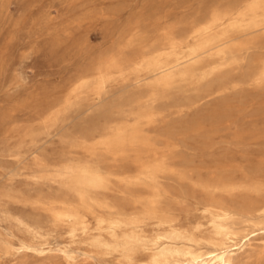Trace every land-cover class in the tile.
Returning <instances> with one entry per match:
<instances>
[{
  "label": "rangeland",
  "instance_id": "rangeland-1",
  "mask_svg": "<svg viewBox=\"0 0 264 264\" xmlns=\"http://www.w3.org/2000/svg\"><path fill=\"white\" fill-rule=\"evenodd\" d=\"M242 1L244 0H0V112L9 113L13 111L16 115L18 129L10 141L11 146L19 142L23 143L20 149L22 156L20 155L18 158L9 155L8 151L4 147L2 148L3 145L0 144V188L12 180L19 186L24 185L27 181L24 174L17 175L16 177L12 176L20 169L24 172L32 166L37 174L45 175L50 173L51 167L58 166L66 160H78L80 155V159L87 158L88 156L85 151L71 147L69 141L72 142L74 140L79 142V138L81 139L84 136L87 140L89 139L87 142L89 147L97 141L96 138L102 132L103 128L113 126L114 124L117 125L127 120L125 119L128 118L126 114L117 115V117H121L122 115L125 117L122 116L121 118L115 119L116 114H119L117 112L120 111V108L128 111L135 106L133 111L138 110L136 107L138 105L135 102L133 103L135 98L129 99L127 97L130 88L125 87L126 84L118 81H114L113 84L112 82L106 84V92L102 96V102L99 101L90 110L91 112L87 110L86 106L74 105L73 96L67 95V92L69 93L70 91L68 89L73 86L80 75L89 74L93 67L92 65L113 52L118 46L124 45L127 42V37L123 36L122 33L128 26L138 25L140 29L146 30L150 34H153L156 29L162 26L176 22L184 28L195 22L202 21L201 15L204 14V11L207 13L216 5V7H234L239 6ZM258 41L256 42L257 46L254 43L255 47L249 48L252 49L251 51L247 49L238 54L239 67L236 64L235 66L226 67L228 69L224 68L212 76L213 79L211 78L208 84L197 85L198 87L194 84L196 90L193 88V84H178L174 91H172L173 95H171L170 99L157 101L154 103L156 104L155 106L153 104L154 111H161L163 113H160V116H156L154 119L155 122L152 121V123L150 122L151 124L142 120L138 125L141 133L148 135L152 143L155 144V146L153 145L154 151L148 154V156H145L143 153L139 154L138 150L140 149L137 148H135V152L132 149V152L128 149L127 153L129 152V156L127 153L126 156L107 155V153H105L106 156H103L104 152L101 150L97 151L99 157L95 155L97 160L99 159L98 161L101 167H104V170L108 171L110 168L109 171L124 175L128 173H130L129 175H134L139 171L137 170L138 163L134 159L137 155L141 161L152 158L154 160L158 154V157L162 161L169 160L166 161L167 164L169 163L168 166L170 168L173 166V169L176 170L171 169L170 171L168 170L169 173L164 171L163 174H161L162 172L157 174L155 185L157 184L156 186H159L157 187L158 189L163 187L161 191L166 197L169 196L167 198L163 196L166 199H163V205L165 202H169V200L174 201L177 198H181V194L182 197L184 196L182 201L177 199L179 201H172L169 205L166 203L164 207L171 211L170 213L175 218L174 223L177 226L192 232L196 236H204L211 229L210 223L208 224L209 216L202 212V207L205 204L210 202L223 204L226 202L224 205H227L229 208L232 207L233 210H243L245 203L251 207H255L263 201L260 196H256L254 193L251 194V192H238V190H235L234 193L229 195L222 190L213 191L211 188H207L208 186H213L212 182L215 180L217 181L214 184L218 187L225 186L229 182L232 183L231 185H237L236 183H239V185H243L244 183L245 185L243 186H250L257 183L264 185V80L260 83L254 80L259 71L264 67V58H262L264 56V38ZM212 61L214 63L218 60L214 59ZM86 68L88 71H86ZM220 75L224 81L218 83L216 78L220 77ZM252 79L253 82H250ZM232 81L234 82L230 83ZM252 83H254V87ZM113 89L116 90L114 91ZM191 89L194 91L191 92ZM225 89L228 90L225 91ZM208 90L213 93L209 97H202L208 93ZM112 91L114 94L111 93ZM111 96L113 97L111 98ZM62 98L66 99L64 100ZM68 98V101L72 104L65 109ZM50 102H53V104ZM62 102L63 104L61 105ZM193 102L195 103L193 105L195 108L189 107L188 104ZM39 104L42 110L39 109ZM172 106L173 109L176 108L174 110L175 112L173 111L174 114L170 112V110H173ZM124 108L129 109L125 110ZM50 109L55 110L52 111ZM55 111H60V114L58 115V121L53 124V121L50 122L51 112ZM99 111L100 113H97ZM178 111L184 114L180 113L178 115ZM63 112L66 113V116ZM19 114L20 116H18ZM38 115L42 116L38 117ZM37 118L39 119L36 120ZM31 120L32 122L30 123ZM95 120L96 122H94ZM157 120H162V122ZM35 121L37 122L33 125ZM163 121H166L165 125ZM42 124H45V128L47 126L48 128L45 129ZM52 124L56 126L54 129L55 131L57 130L58 134L56 132L54 133ZM39 126L41 129L38 128ZM35 127H37L36 130L38 132H36ZM59 127L62 129L59 130ZM100 128L101 130H99ZM28 130H33L35 135L37 134L35 139L37 138L36 140L38 141L33 143V153L29 151V142L24 136ZM152 133L153 136L156 135L154 136L155 139L153 138L154 140L152 139ZM42 134L44 135L42 136ZM47 135L49 136L48 138ZM158 135L162 136L161 138H166L161 139ZM52 136L54 137L52 138ZM175 136H177L176 139ZM55 137L56 139H54ZM63 138L68 139V142L63 143ZM48 140L49 144H46ZM92 140L95 141L93 142ZM176 140L178 143L174 146ZM40 141L41 144L39 143ZM36 145L41 149L36 147ZM163 145L165 146L163 147ZM66 147L72 153H69L70 151ZM73 151L75 152L73 153ZM56 152L57 154H61L57 155ZM164 155L170 156L169 158L171 160L166 156L165 159ZM72 156L73 158H71ZM144 156L147 158L143 159L145 158ZM61 157L64 160L66 158V160L60 159ZM75 157L76 159H74ZM21 158L25 160L22 159L24 160L22 161L20 160ZM34 159L38 163L33 166ZM157 159L160 160L159 158ZM18 160L21 163H18ZM107 160H112L114 163L112 161L108 162ZM179 160L180 163H177ZM113 165L115 168L117 167V170ZM179 166L182 170H189L186 171L188 173L183 172ZM223 167L225 168L223 169ZM113 169L115 170L113 171ZM178 170H180V173L183 172L182 174L184 176L185 174L187 175L184 180L188 178L189 182L186 180L183 183V179L177 182L179 178H175L178 177L175 171L177 172ZM199 170L203 171H201L203 175L200 174ZM173 171L174 175L171 174ZM214 174L222 176L223 178L216 177ZM201 176L205 178L203 179ZM207 176L211 177L208 178ZM157 178L159 180L158 182ZM8 179L11 180L8 181ZM200 180L202 181L201 183ZM204 180L208 182V185L207 183L204 185ZM112 181L117 185L115 179H112ZM220 183H224L225 185ZM35 185L43 193H51V187L53 191H56L57 189L54 188L58 187L57 184H51L47 180L38 181ZM136 190L137 192L139 190V193L145 196L150 193L147 189L138 188V185L136 186ZM205 192L207 193L204 194ZM184 199H187V201L185 202ZM228 201H232V204ZM121 202L123 206L127 203V201ZM128 207L129 205L125 206L126 209ZM37 214L43 222L45 219H49L48 215L42 210L37 211ZM88 219L90 225L93 227L94 219L90 215H88ZM47 225L44 224L45 227ZM196 226L199 227L195 228ZM147 230L152 233L157 229H154L152 223H150L147 226ZM0 231L3 230L1 229ZM67 235L66 233L59 234V232H52L47 237V242L42 239V241L39 240L41 241L39 244L44 247L46 245L47 248L48 246L55 248L57 245H68L70 244V239ZM62 236L64 237L60 238ZM77 238H82V236L79 235ZM75 245L81 249H87L86 245H79V243L73 244V246ZM258 245L259 243H255L252 249ZM44 256H38L32 253L21 256H7L1 251L0 264H73L62 259V256L58 253L51 254V257ZM241 258H246V255H242ZM109 259L113 260L115 256H110ZM79 260L80 262H77V264H94V261L91 259L81 257ZM84 260L86 261L84 262ZM248 264H257L256 259H251Z\"/></svg>",
  "mask_w": 264,
  "mask_h": 264
},
{
  "label": "bare ground",
  "instance_id": "bare-ground-1",
  "mask_svg": "<svg viewBox=\"0 0 264 264\" xmlns=\"http://www.w3.org/2000/svg\"><path fill=\"white\" fill-rule=\"evenodd\" d=\"M216 6L207 13L204 11V14L206 15H201L202 21L195 22L187 27L185 26L186 28H182L180 24L176 22L162 26L156 29L153 34H150L148 31L140 29L138 25L128 26L122 33L123 36L127 37V42L124 45L118 46L113 52L92 65L93 67L91 66L92 68L89 74L86 73L85 75H80L73 86L71 85L72 87L68 89L70 91L69 93L67 92V95L73 96V104L86 106L87 110L90 111L99 101H101L102 96L106 92V84L109 82H112L113 84L114 81H118L126 84L125 87L130 88L127 97L129 99L135 98L133 103L135 102V104L138 105L136 106L138 110L133 111V108L135 107L133 105L132 109L128 111H124L121 108H115L120 110L119 112L116 111L119 114H116L115 119L124 116L117 117V115L126 114V117L128 118L125 119L127 120L125 122L119 121L121 123H118L117 125L114 124L115 126H104L105 128L102 129V132L100 131L101 133L96 138L97 141L94 142L95 140H92L94 143L89 147L87 144L89 139L87 140L84 136L81 137V139L79 138V142L74 140L72 142L69 141L71 147L85 151L88 156L87 158L80 159V155L79 158L77 157L78 160H66L65 158V161L61 157L60 159L65 162L62 164L60 163L58 166L52 165L53 167H51V171H49L50 173L45 175L37 174L32 166L27 169L25 168L26 170L24 172L20 169L12 175L16 177L17 175L24 174L27 181L24 185L19 186L12 180L0 188V230H3L0 231V248L4 255L21 256L32 253L38 256L45 255L51 257V254L58 253L62 256V259L73 264L80 262L78 259L81 257L84 259H91L94 261V264H248L251 259H256L257 264H264L263 184L257 183L250 186H243L245 185L244 183L243 185H239V183H236L237 185H231L232 183L226 182L230 185L220 183L225 186L218 187L214 184L217 180L214 182L211 181L213 186L205 187L208 189L211 188L213 191L222 190L229 195L234 193L235 190H238V192H251V194L254 193L256 196H260L263 201L255 207H251L245 203L243 210H233L232 207L229 208L227 205H224L226 202L219 204L215 201L216 203L210 202L205 204L202 207V212L209 216L208 224L210 223L211 229L204 236H196L192 232L181 228L174 223L175 218L171 215V211L164 207L166 203L169 205L173 200H169V202H165L163 205V199H165L163 198L165 195L161 191L163 187L159 184L162 188L158 189L157 187L159 186H156L157 184L155 185L157 174L161 172V174H163L164 171L169 173L168 170L170 171L171 169L176 170L173 169V166L170 168L168 166L169 163H166V161H169L166 159V157H168L167 155H164V157L166 156V161H162L161 158L158 157L159 154L154 160H152V158L145 161H141L137 155L134 159L135 162L138 163L137 170L139 171L134 175H129L130 173L127 171L128 174L126 175L116 174L109 171V167L108 171L104 170V167H101L100 162L98 161L99 159L97 160L95 156L97 155L98 150L104 152V154L101 153L103 156H106L105 153H107V155L113 154L126 156L128 149L134 151L135 148L140 149L138 150L139 154L143 153L145 156H148V154L154 151L153 145L155 146V144L152 143L150 140L151 138H149L148 135L141 133V129L138 128V125L142 120L147 123H152L155 117L161 113V111L158 112L153 110V104L157 101L166 100L168 98L170 99L171 95H173L172 91H174L178 84H193V88L194 84H196V87H198L197 85L208 84V81H210L212 76L217 72L229 66H235L236 64V66H238V54L253 47L254 43L256 45L258 40L264 38V0H244L239 6L234 7ZM249 50L251 51L252 49ZM262 58H264V56ZM214 59L218 61L212 63V60ZM86 71H88V69ZM216 80L218 83L224 81L221 75L220 77H217ZM254 80L258 83L264 80V67L259 71ZM233 82L234 81L230 83ZM250 82H253V79ZM253 84L254 83H252V86ZM228 89H225V91ZM108 90L110 91V89ZM193 91L194 90L191 92ZM203 92L202 94H204ZM207 92L208 93L202 97H209L213 93L209 90ZM111 93H113V91ZM112 97L113 96H111V98ZM182 97L184 98V96ZM68 100L69 98L67 99L65 109L72 104ZM54 102L56 103V101ZM50 103L53 104V102ZM194 104V102L189 103L188 106L193 107ZM155 105L156 104H154V106ZM39 109L42 110L41 106ZM127 109L129 108H126L125 110ZM175 109L170 110V112H173ZM180 110L184 111L185 109ZM189 111L191 112L190 109ZM178 112V115H180L181 111ZM97 113H100V111ZM59 114L60 111L51 112L50 122L53 121V124L54 122H57ZM65 114L66 113H64V115ZM15 116L16 115L13 111H10L9 113L0 112V144L3 145L2 148L4 147L6 151H8L9 155L18 158L22 153L20 149L23 146V143L19 142L14 146H11L10 143L18 129V122L16 121ZM18 116H20V114ZM40 116L38 115V117ZM38 119L39 118L36 120ZM157 121L162 122V120ZM166 121H163V123L165 122L164 125L166 124ZM36 122L37 121H35L33 125H35ZM94 122H96V120ZM42 125H44V128L46 127L45 124ZM155 126L157 125L155 124ZM55 127L56 126L53 125L52 129ZM38 128H40V126ZM36 129L37 127H35V130ZM61 129L62 128L59 130ZM151 129H153V127H151ZM99 130H101V128ZM36 132L38 131L36 130ZM55 132L58 134L57 130L55 131L54 129V133ZM154 132L158 133L156 131ZM153 133L151 134L152 139H155L154 136L156 135L153 136ZM36 135L33 130H28L24 135L28 139V149L29 151H32V153V149H34L33 143L38 141L36 140L37 138L35 139ZM43 135L44 134H42V136ZM54 135L56 136V134ZM158 136L159 138L162 137L160 135ZM48 137L49 136L47 135V138ZM53 137L54 136H52V138ZM176 137L177 136H175V139ZM159 138L156 137L158 140ZM54 139H56V137ZM49 140L46 144H49ZM170 141L172 140L170 139ZM64 142H68V139L63 138V143ZM39 143L41 144V141ZM177 143L176 140L174 146ZM46 144L44 143V145ZM165 145H163V147ZM36 147L39 146L36 145ZM60 150L62 149L60 148ZM67 150L69 149L67 148ZM74 152L75 151H73V153ZM69 153L72 152L70 151ZM45 154L47 155V153ZM67 156L69 157L68 154ZM73 156L71 158H73ZM24 158L26 159V157ZM24 158H21L20 160ZM146 158L147 157L143 159ZM74 159H76V157ZM128 159L130 160V158ZM35 160L36 159H34V162L32 163L33 166L38 163V161ZM59 161L61 162V160ZM17 162L21 163L19 160ZM124 163L127 164L126 162ZM177 163H180V160ZM127 168L129 167L127 166ZM224 168L225 167H223V169ZM115 169L117 170V167ZM115 169H113V171ZM219 169H221V167H219ZM178 171H175V174H177L178 177H175L177 175L174 176L175 178H179V180L176 179L177 182H180L182 179L183 183H185L186 180L189 182L188 178L184 180L187 175L185 174L184 176V174H182L184 171L185 173H188L186 171L189 170H182V173H180V170ZM201 171L202 170H199L200 174ZM171 174L174 175V171L173 173L171 172ZM215 176L218 177L219 175L217 176L216 174ZM171 177L173 176L171 175ZM220 177L223 178L222 176H219V178ZM202 178L204 179L205 177L203 176ZM11 179H8V181ZM112 179L117 181V185H115ZM42 180H47L51 182V184H57L58 187L54 188L57 190L53 191L51 187V193H43L40 188L37 189L35 185L38 181ZM206 180H204V185H206V183L208 185ZM158 181L157 178V182ZM201 182L202 181L200 180V183ZM137 185L138 188L141 187L147 189L150 193L145 196L139 193L140 189L137 192ZM206 193L207 192L204 194ZM183 197L181 194V198L177 199L182 201ZM211 197L213 198V196ZM121 201H127V203L123 206ZM186 201L187 199L185 202ZM232 201L228 202H231L230 204H232ZM126 205H129L127 209L125 208ZM40 210L48 215V220L45 219L43 222L39 219L37 211ZM88 215L92 216L94 219L93 227L89 223ZM150 223H152L154 229H157L152 233L147 230V226ZM44 224H48L47 227H45ZM198 227L199 226H196L195 228ZM52 232L68 234L67 236L70 239V244L57 245L56 247L54 246L55 248L52 246H48L47 248L46 245L44 247L39 244L42 239L46 241L47 237L50 236V233ZM79 235L82 236V238L78 239L77 237ZM63 237L64 236L60 238ZM77 243H79V245H86L87 249L84 250L76 245L73 246V244ZM255 243H259V245L252 249ZM244 254L246 255V258H241ZM110 256H115V259H109ZM85 261L86 260H84V262Z\"/></svg>",
  "mask_w": 264,
  "mask_h": 264
}]
</instances>
